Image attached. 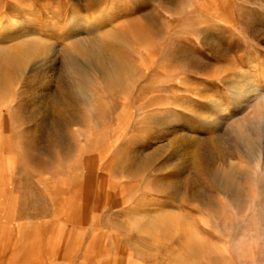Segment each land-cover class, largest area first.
<instances>
[{
  "label": "rangeland",
  "instance_id": "obj_1",
  "mask_svg": "<svg viewBox=\"0 0 264 264\" xmlns=\"http://www.w3.org/2000/svg\"><path fill=\"white\" fill-rule=\"evenodd\" d=\"M31 38L54 80L0 58V264H264V135L226 131L264 120V0H0V48Z\"/></svg>",
  "mask_w": 264,
  "mask_h": 264
},
{
  "label": "bare ground",
  "instance_id": "obj_2",
  "mask_svg": "<svg viewBox=\"0 0 264 264\" xmlns=\"http://www.w3.org/2000/svg\"><path fill=\"white\" fill-rule=\"evenodd\" d=\"M72 45L78 49L83 60H86V61L91 60L93 62V64L96 66L97 72L107 83L112 84V85H119L121 83L122 74L125 70V66L123 63L124 61H122L120 57L105 50L99 40L98 41L96 40L88 41L85 39H80V40H75ZM45 51H47L45 49V46H42L40 43H38L37 40L31 38V39H25L23 41L18 42L12 48H0V58H2L3 61H5L7 64L13 66L16 69H19L22 71L28 70L30 72H33L34 74H38L41 81L43 80L50 81V79H53L52 78L53 76L50 75V72H49L51 71V68L49 65L48 66L46 65V62L41 57ZM0 73H2L1 67H0ZM240 89H238L237 93L233 94V96H235L234 97L235 103H237L238 100L240 101L242 98H245V97H247L249 100H254L256 102L261 98L259 90H257V88L254 85H249L244 90L242 89L240 90ZM62 92L63 91L57 94H55V92L52 93L48 97V100L53 101V102H59V100L66 101L69 98L68 97L69 95H65ZM260 110H262V107L258 109V111L254 114L253 118L250 121H248L246 124H241L237 128L235 127L226 128V131H228V135H227L228 140L232 142V144L237 143L241 148L243 149L245 148L247 150L246 152L247 154L248 152L250 151L252 152L254 150L258 142L257 139L260 136L264 135V120H260V121L257 120L258 119L257 114L259 113ZM206 125L213 127L214 130L218 129L217 131H219V129L225 128V125L221 122V119L205 121V126ZM260 125H261V128L258 127ZM220 177H221V181H220L221 186L224 191L233 190L235 193L239 192L237 183H235V181L233 180L234 178L232 176V173L224 174Z\"/></svg>",
  "mask_w": 264,
  "mask_h": 264
}]
</instances>
